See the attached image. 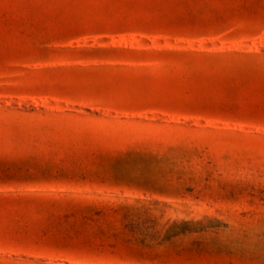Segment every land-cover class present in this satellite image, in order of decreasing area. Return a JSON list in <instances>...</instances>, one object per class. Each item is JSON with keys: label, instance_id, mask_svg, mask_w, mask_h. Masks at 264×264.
I'll use <instances>...</instances> for the list:
<instances>
[{"label": "rangeland", "instance_id": "obj_1", "mask_svg": "<svg viewBox=\"0 0 264 264\" xmlns=\"http://www.w3.org/2000/svg\"><path fill=\"white\" fill-rule=\"evenodd\" d=\"M0 264H264V0H0Z\"/></svg>", "mask_w": 264, "mask_h": 264}]
</instances>
